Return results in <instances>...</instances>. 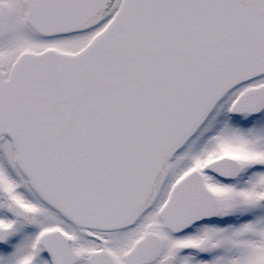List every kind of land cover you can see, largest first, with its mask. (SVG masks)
Wrapping results in <instances>:
<instances>
[{
	"label": "snow or ice",
	"instance_id": "1",
	"mask_svg": "<svg viewBox=\"0 0 264 264\" xmlns=\"http://www.w3.org/2000/svg\"><path fill=\"white\" fill-rule=\"evenodd\" d=\"M0 264H264V0H0Z\"/></svg>",
	"mask_w": 264,
	"mask_h": 264
}]
</instances>
